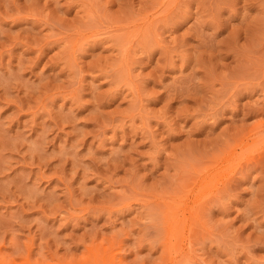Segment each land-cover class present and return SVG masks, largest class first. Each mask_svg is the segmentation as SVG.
I'll use <instances>...</instances> for the list:
<instances>
[{
    "label": "rangeland",
    "instance_id": "obj_1",
    "mask_svg": "<svg viewBox=\"0 0 264 264\" xmlns=\"http://www.w3.org/2000/svg\"><path fill=\"white\" fill-rule=\"evenodd\" d=\"M0 264H264V0H0Z\"/></svg>",
    "mask_w": 264,
    "mask_h": 264
},
{
    "label": "bare ground",
    "instance_id": "obj_2",
    "mask_svg": "<svg viewBox=\"0 0 264 264\" xmlns=\"http://www.w3.org/2000/svg\"><path fill=\"white\" fill-rule=\"evenodd\" d=\"M253 137V136H252ZM243 141V140H242ZM243 143V142H242ZM242 143H240V144H242ZM249 143V142H248ZM239 144V145H240ZM247 145H249V144H247ZM245 146V144H242V146H240L241 148L242 147H244ZM246 147V146H245ZM199 199V196L198 197H196L195 199H194V201H196V200H198ZM181 207V206H180ZM181 210H183V209H181ZM184 211V210H183ZM181 250H182V248H181ZM115 258V257H114ZM27 263V262H26Z\"/></svg>",
    "mask_w": 264,
    "mask_h": 264
}]
</instances>
